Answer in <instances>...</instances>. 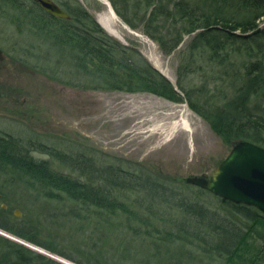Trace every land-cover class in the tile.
Returning a JSON list of instances; mask_svg holds the SVG:
<instances>
[{
	"label": "trees",
	"instance_id": "16d2710c",
	"mask_svg": "<svg viewBox=\"0 0 264 264\" xmlns=\"http://www.w3.org/2000/svg\"><path fill=\"white\" fill-rule=\"evenodd\" d=\"M29 1L0 0L1 16L19 32L27 30L45 41L51 37L60 52L71 47L80 67L95 70L103 88L186 102L230 140L264 147V109H246V97L234 105L231 100L228 111L217 102L225 95H216L217 88L203 91L206 83L199 82L192 86V93L202 95L195 102L185 86H174L144 57L134 56L131 47L113 39L80 4L64 8L68 20L40 13L37 3ZM142 1L140 22L127 17L113 0L111 4L117 15L133 27L141 25L153 38L160 20L182 22V33L195 32L188 49L209 53V61L224 69L221 79L236 76L241 95H264V0H174L171 8L163 0ZM179 70L187 74L188 63ZM36 144L46 158L33 157L32 145L0 134V170L11 171L33 192L21 216L0 206V229L8 234L77 264H264V250L259 253L249 241L255 238L253 231L264 230V213L258 208L213 194L220 201L217 209L200 194L178 189L142 166L126 168L112 160L99 162L83 149ZM0 264L62 263L0 234Z\"/></svg>",
	"mask_w": 264,
	"mask_h": 264
},
{
	"label": "rangeland",
	"instance_id": "374dc122",
	"mask_svg": "<svg viewBox=\"0 0 264 264\" xmlns=\"http://www.w3.org/2000/svg\"><path fill=\"white\" fill-rule=\"evenodd\" d=\"M52 1L64 11L67 10L64 8L80 4L113 39L131 47L134 56L144 57L174 86L181 83L191 93L192 86L199 82L206 83L203 91L217 88L216 95L222 93L226 97L217 102L228 111H232L230 101L234 100V105L241 97H246V109L254 112L264 109V95H258L261 96L259 99L247 93L241 95L238 87L242 83L236 76L221 79L224 69L209 61V53L188 49L195 32L182 33V22L160 20L156 23L153 38L140 30L141 25L133 27L117 15L111 0L107 1L117 19L110 15L102 0ZM113 1L132 21L140 22L138 15L143 8L142 0ZM172 1L163 0V3L171 8ZM25 2L30 3L29 0ZM100 20L108 24L110 31L101 25ZM262 25L264 19L260 21ZM48 28L62 34L56 27L49 25ZM48 40H52L51 37ZM49 41L27 30L17 31L0 12V49L4 53L0 61V134L14 136L24 145H32V156L38 159L46 157L38 148L41 145L35 143L48 145L53 150L83 149L99 162L112 160L126 168L142 166L173 182L178 189L200 194L211 207L221 208L220 201L211 192H199L186 183L185 178L202 173L208 175L227 155L234 141L212 129L186 102H173L147 92L103 88L95 70L80 67L82 65L75 58L77 53L74 51L71 55L69 52L71 47L60 52L57 44ZM181 63H188L190 70L187 74L183 75L184 71L179 70ZM196 92L192 97L200 103L202 95ZM59 165L52 161L54 169H59ZM14 176L11 171L0 170V206L6 205L5 208L14 215L16 210L19 211L18 217L23 214L33 192ZM0 234L62 264H77L4 230L0 229ZM252 234L255 238L249 241H253L262 253L264 230L258 228ZM250 254L251 251L244 256L247 258Z\"/></svg>",
	"mask_w": 264,
	"mask_h": 264
},
{
	"label": "water",
	"instance_id": "95a60500",
	"mask_svg": "<svg viewBox=\"0 0 264 264\" xmlns=\"http://www.w3.org/2000/svg\"><path fill=\"white\" fill-rule=\"evenodd\" d=\"M34 1L52 16L70 18L52 0ZM3 58L4 53L0 49V61ZM185 182L222 199L254 206L264 213V147L249 140L236 139L227 155L208 175H190ZM15 214L20 215V212L16 210Z\"/></svg>",
	"mask_w": 264,
	"mask_h": 264
},
{
	"label": "bare ground",
	"instance_id": "6f19581e",
	"mask_svg": "<svg viewBox=\"0 0 264 264\" xmlns=\"http://www.w3.org/2000/svg\"><path fill=\"white\" fill-rule=\"evenodd\" d=\"M102 1H103V3H105V4L107 5V7H108V11H109L110 15H111L112 17L116 18L117 16H116V14L114 13V11L112 10V8H111V6L109 5L108 1H107V0H102ZM116 19H117V18H116ZM100 23H101V25H102L106 30L110 31V29L108 28L109 26H108V24H107L105 21L100 20Z\"/></svg>",
	"mask_w": 264,
	"mask_h": 264
},
{
	"label": "flooded vegetation",
	"instance_id": "af4514ba",
	"mask_svg": "<svg viewBox=\"0 0 264 264\" xmlns=\"http://www.w3.org/2000/svg\"><path fill=\"white\" fill-rule=\"evenodd\" d=\"M38 5V4H37ZM38 7H39V11H40V13L42 12V13H48V12H46L43 8H41L39 5H38ZM61 7V6H60ZM49 14V13H48ZM51 15V14H50ZM53 17H55V16H53ZM60 18V17H59ZM63 19H70V18H63ZM2 61V60H1ZM15 102V101H14ZM19 104H21V103H19Z\"/></svg>",
	"mask_w": 264,
	"mask_h": 264
}]
</instances>
